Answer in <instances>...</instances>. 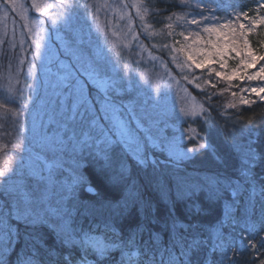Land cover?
Segmentation results:
<instances>
[{
	"label": "snow or ice",
	"instance_id": "snow-or-ice-1",
	"mask_svg": "<svg viewBox=\"0 0 264 264\" xmlns=\"http://www.w3.org/2000/svg\"><path fill=\"white\" fill-rule=\"evenodd\" d=\"M11 2L13 11H17L16 0H11ZM162 2L167 3V0H162ZM212 3H214V0H208L207 3H205V0H199L196 3V8L201 9L202 13H208V15L201 14L199 20L193 18L190 21H185L184 16L176 17L179 22L190 23L197 27L203 24L202 31L208 34L206 44L209 45L208 48H193L192 45H182L179 51L184 52L186 61L184 65L177 64L178 68L188 67L190 69L193 64L197 69L204 67V60L197 62L191 54L192 51L203 54L205 59H211L212 56H215L218 62L223 64L227 50L230 49L240 55L250 47L247 33L244 31L245 24H239V31L230 20L218 24L216 22L217 17L212 13L219 10V5L212 8L210 7ZM60 6L66 8L83 7L85 9L92 7L87 2L82 5L78 3L64 5L63 0H60ZM179 6L192 7L188 0H180ZM31 7L36 13L47 15L53 25L62 20L65 15L64 13L55 15L49 13V8L52 5L47 2L41 4L37 0H33ZM101 7L118 11L117 8L108 4L107 0L103 5L97 6V12ZM121 7L127 8V5L122 3ZM132 7L136 9L137 16L142 24L145 17L150 13L159 15L161 12L167 11V8L145 7L143 2L134 3ZM20 14L27 20L28 9L23 5L20 6ZM124 15H127V13H123L121 18ZM235 15L237 19L240 16H247L246 13H236ZM96 18L98 19V17ZM165 19H170V17ZM258 19L260 23L264 24V16ZM251 22L254 26L257 21L252 20ZM25 27H27V24H25ZM164 27L169 30L167 35L174 34L172 23H168ZM251 30L250 28L249 31ZM152 34L154 33L149 35ZM180 34L183 35V33ZM112 35L116 36L117 33L113 32ZM194 35L196 40L192 41L193 45L199 43L202 39L199 32ZM212 36H216L215 41L211 38ZM43 39L44 37L41 36L40 40ZM188 39L189 37L185 36V40ZM32 43L36 49V57L42 58L41 44L36 40H33ZM21 44H23V41H21ZM165 47L167 46L165 45ZM185 48L190 49V51L185 52ZM174 51L176 50L174 49ZM117 55L119 56V53ZM172 59L176 61L177 57L173 56ZM249 59H251V64L254 65L258 60H264V56L257 57L251 51L245 53L241 59V65L245 69L249 67V64L246 63ZM188 61H191V64H188ZM32 67L34 65L29 68L30 73ZM213 71H215L213 68H209L210 73ZM79 74L87 77L85 83L81 84L80 80L76 79L74 84V87L79 90L84 113L87 114L91 111L89 104L92 88H89V85H92L93 88H96L97 94L100 96L99 102L103 105L104 123H97L99 118L93 115L91 123L94 127L85 131L82 137H78L74 132L73 136L69 138V143L73 145L72 151L74 154V163L70 168L69 176L63 180L59 178V169L62 168V165H45L40 173L34 175L32 181L34 187H29L24 183L13 185L10 178L11 174H14V169L10 166L12 161L0 167V188L3 189L0 194L6 200L11 198L12 204L6 215L10 217L11 221H15V223L7 222L9 231L5 235L9 238L8 243H13V241L19 243L22 236L25 241L22 246L25 252L23 255H18L16 264H35L38 249L48 247L45 237L46 232L55 237L60 248L66 249L65 252L60 253L55 248H49L48 254L52 257L49 264H56L57 260H62L63 264H106V262L107 264H141V259H143V264H199L198 260H194L193 257L202 249L207 248L209 239H212V237H201L199 231L201 226L194 219L203 211L198 200L200 193H204L206 201L219 203L222 211L227 210L232 214L236 211H243L239 207V197L244 191L245 185L251 186L252 196L259 192L262 199H264V183H260L259 188L257 187L258 178L255 172L257 165L264 161V154L253 147L255 140L242 141L234 131L229 143L232 145L233 151L237 153L239 161L236 168L237 177L233 179L218 173L204 174L195 180L185 177H172L171 187L164 192L162 197L170 206L166 215L161 216L152 201L144 197L141 185L135 178L131 177L125 161L132 157L142 169L146 170L151 166L154 174L146 178L147 183L159 188L165 179L163 176L155 174L159 171L161 163L171 164L175 168H179L183 161L191 159L194 154L201 150H208L211 147L210 143H195L192 147L183 149L167 137L154 140L147 130L136 123L134 116L125 121L117 115L118 109L111 94L114 89H110L109 86L104 84L101 72L97 67L89 65ZM215 75L230 79L222 72H215ZM258 77L264 80V66L253 75L247 76V79L251 81ZM240 79H244V76H240ZM9 80H11V76H9ZM94 80L97 81L96 84L93 83ZM206 83L210 82L206 81ZM100 84H104L102 91L98 86ZM196 87L200 88V85H196ZM212 87H215V85H212ZM8 91L22 96V92L12 87H9ZM85 91L88 93L87 96H85ZM241 91L243 92L244 89H241ZM250 91L256 93L259 99L264 101V95H260V93H264V88H251ZM232 95L235 97L236 93H232ZM95 103L96 101H91L93 107ZM252 103L254 101L245 99L244 96L239 98L240 105H250ZM0 107H3V105H0ZM22 107H26V105ZM225 107L236 108L237 105L229 104ZM206 111L203 105L194 104L184 113V118L188 116L196 118ZM17 115L18 112L14 111L13 116ZM209 119L210 113L204 122L209 123ZM133 124H135V127H133ZM252 124L253 121L249 119L247 124L241 125L239 129L240 137H243L246 133L249 136L254 134V129L250 127ZM187 131L194 130L189 128ZM141 133H143V136H141ZM180 139L181 141H191L192 137L182 132ZM22 145L23 141H21V152L23 151ZM153 149L163 154L165 159L160 161ZM85 155L91 157L97 163V171L112 193L111 195H101L95 187L89 185L85 191L90 192L98 199L92 201H81L79 199V189L85 183L84 177L80 173V159L84 158ZM23 163V157L21 156V166ZM259 181H264V176L259 177ZM177 202H185L184 218L176 212ZM260 217L261 222L264 223V204L261 205ZM85 219L88 220L87 227L83 223ZM19 225L24 226L23 233H21ZM117 225H120L119 229ZM124 226H127L128 230L127 239L122 235ZM157 227L160 231H156ZM161 232L169 233L168 245L163 249L164 253L167 254L166 258L164 255H159V258H157L159 249L153 246L160 242ZM145 233L148 235V240L144 241L143 251H141L137 238L142 239ZM248 244L253 249L257 247V244L251 240L248 241ZM218 247V245L213 244L210 252L215 253ZM132 249H135V251ZM117 251L120 253L118 260L112 255ZM0 264H6L3 256H0ZM260 264H264V260H261Z\"/></svg>",
	"mask_w": 264,
	"mask_h": 264
},
{
	"label": "trees",
	"instance_id": "trees-1",
	"mask_svg": "<svg viewBox=\"0 0 264 264\" xmlns=\"http://www.w3.org/2000/svg\"><path fill=\"white\" fill-rule=\"evenodd\" d=\"M141 2H143L145 7L149 8H167V11H163L159 15L150 13L145 17L142 24L139 17L135 15L132 5L125 2L128 11L127 17L136 36L142 40L146 49L153 51L152 55L156 54L170 71L176 73L173 59L170 56V53L166 50L176 49L179 51L182 45H188L189 43H192L193 40H196V36L194 35L196 32H199L202 36L200 44L204 43L203 37L205 34L202 31L203 24L197 27L190 23L179 22L176 20V17L184 16L185 21H190L193 18L199 20L201 14L208 15V13H202L201 9L195 7L199 0H188V3L192 5V7L179 6L180 0H167V3L162 2V0H138L137 4ZM207 2L208 0H205V3ZM27 3L29 2L27 1ZM217 5H219V10L212 13L217 17L216 22L226 21L230 17L236 16V13H246V18H249L252 14L257 15L259 10L264 11V0H214V3L210 4V7L216 8ZM28 9L32 12L31 5L28 6ZM73 9L75 10L76 7ZM77 10L78 12L73 11L69 13V17L71 18V22L68 23L70 30L76 31V34L80 37L79 39L82 43H96L98 45L104 41V43L110 48V50L105 53L106 59L112 64H118L119 71L123 73L125 71L123 58L122 56L119 57L114 54V51H112V28H115L114 24L107 20L105 21L103 18L97 19L95 13H89V9L77 8ZM167 17H170V19H165ZM168 23L173 24L172 31L174 34L171 36L167 35L169 30L164 27V25ZM147 27H150L147 31H152L151 33L154 34L149 35L148 32L144 33V30ZM180 33H183V35ZM256 35L254 30L247 32V39L250 46L249 49L257 57L264 56V49L256 44V42L259 43L257 38H255ZM152 36H154L153 41L157 39L161 40V47H158L160 42H155L154 48L152 49ZM185 36H188L189 39L185 40ZM136 42L133 40L130 47L134 49ZM165 45L167 47H165ZM17 49L18 47L16 46L9 50L5 41L0 45V105H3V107H0V112H7V109L11 104L18 107L17 103H12L8 100L4 85L7 83L6 72H8V70L10 71V74H12V77L16 75L18 79L20 78L21 68L16 69L15 60ZM86 50L89 51V49ZM242 55L243 52L239 55L237 62L236 58L234 61L231 59L228 60V67H230L229 73L240 66ZM86 56L92 57L94 55L89 52ZM11 63L12 66H9ZM261 63L264 64V60H258L255 65L257 66ZM133 65V61H128V67L132 72ZM213 67L214 70L217 68V66L214 65ZM193 72L195 73L193 75V78L195 79L194 84L183 80H181V84H183L189 94L197 100L200 105H203V108L207 111L201 113L199 117H196V120H194L195 122H192V129L194 130V133H192L193 140L186 141L185 145L190 148L195 143L209 142L211 147L206 151L201 150L194 154L191 159L183 161L179 168H175L174 165L171 164L161 163L159 171L155 174L163 176L165 179L159 188L147 183L146 178L151 177L154 174L151 166L146 170L142 169L136 164L133 158H130L125 162L129 165L128 169L131 177L135 178L141 185L144 197L152 201L158 214L161 216L166 215L170 206L162 197L164 192L171 187L172 177H185L195 180L208 173L224 174L233 179L237 177L236 168L239 161L237 153L233 151L232 145L229 143L234 131L237 137L242 141H247L249 139L255 140L253 147L257 148L260 153L264 154V101H261L259 96L255 94L241 91V89L247 88L248 85L255 83V81L246 80L247 75L241 74V70H239L240 75L237 77L229 76L226 72L220 71L226 74L227 77H230V79L217 77L215 75L216 71L210 73L209 68L207 67H202L200 69L194 67ZM240 76H244V79H240ZM146 78L149 82L153 83L150 73H146ZM206 81L210 83H206ZM17 82L19 83V81ZM196 85H200V88H197ZM212 85H215V87H212ZM157 87L159 88V84ZM232 93H236V96L233 97ZM240 96H244L245 99L254 101V103L250 105H240ZM229 104H236L237 107L226 108L225 106ZM20 113L22 115V112ZM209 113V123H205V118ZM9 115H11V113ZM172 119H175V117L172 116ZM249 119L253 121V124L250 127L254 129V134L249 136L246 133L243 137H240L239 129L241 125L247 124ZM237 121L239 122L237 123ZM179 128L182 129L181 126ZM14 131H16V134L19 136H15V140L11 138ZM0 138L2 139V141H0V167L6 165L9 161H12L10 166H15L14 170H16L19 157L27 155V151H25L24 148L22 152L20 151L21 139L23 140L22 147L29 139L22 134V131L12 124L7 117H0ZM153 151L159 157L160 161L165 159V156L159 151L156 149H153ZM7 153L8 155H6ZM81 162L80 173L84 177L85 183L82 184L79 189V199L81 201L98 199V197L93 196L90 192L85 191L89 185L95 187L101 195H111L112 193L106 187L97 171V163L91 157H87L86 155L81 159ZM66 164L69 168L72 167L71 163ZM255 172L258 178L257 187L259 188L260 183H264V181H259V177L264 176V161L257 165ZM19 176H21L23 180L15 179L13 185L16 183H24L29 187L35 186L32 182L34 178H29L24 170H21ZM2 192L3 189L0 188V193ZM225 195L227 196L228 194L226 193ZM239 199V207L243 211H236L232 214L227 210L222 211L219 203L206 201L204 193H200L198 200L203 211L201 214L195 216L194 219L198 221L201 226L199 229L201 237H212V239H209L207 248L202 249L193 257L194 260H198L199 264H260V261L264 260V223L261 222L260 217V209L261 205L264 204V199H262L259 192H257L255 196H252L250 185H245V189L242 191ZM11 204V198L6 200V198L0 194V256L5 258L6 264H16L18 255H23L25 252L22 247L25 243L23 236L19 243H15L14 241L13 243H8L9 238L5 235V233L9 231L7 222L15 223V221H11L10 217L6 215ZM176 212L184 218L185 202L176 203ZM83 223L85 227L88 226L87 219H85ZM19 227L21 233H23L24 226L19 225ZM117 228L119 229L120 225H117ZM156 231H160V229L157 227ZM122 235L125 239L128 238L127 226H124ZM45 237L48 247H40L38 249L35 264H49V261L52 260V257L48 254L49 248H55L60 253L66 251V249L59 247L58 242L51 233L46 232ZM147 240V233L144 234L142 239L137 238V243L140 245L141 251H143L144 241ZM249 240L257 244L255 249L251 248L248 244ZM168 242L169 233L161 232L160 242L153 245L159 249L157 258H159V255H164L165 258L167 257V254L164 253L163 249L168 245ZM213 244L219 246L215 253L210 252ZM133 250L135 251V249ZM112 255L118 260L120 253L117 251ZM56 264H63V261L57 260ZM141 264H143V259H141Z\"/></svg>",
	"mask_w": 264,
	"mask_h": 264
},
{
	"label": "rangeland",
	"instance_id": "rangeland-1",
	"mask_svg": "<svg viewBox=\"0 0 264 264\" xmlns=\"http://www.w3.org/2000/svg\"><path fill=\"white\" fill-rule=\"evenodd\" d=\"M32 2L33 0H16L18 10L13 11L11 0H0V45L5 41L9 50L13 47H18L15 59L16 69L21 68L19 79L16 75L12 77L8 70L6 72L7 83L4 84L8 100L12 103H17L18 107L11 104L7 112H0V117L9 118L12 124L17 126L22 131V134L29 139L23 146L25 151H27V155H22L23 165L21 166L19 157L17 169L10 176L12 184H14L15 179H22L19 176L21 170H24L29 178H34V175L40 173V170L45 165H62V168L59 169V178L61 180L65 179L70 174V168L66 163H71L72 166L74 163L73 145L69 143V138L73 136L74 132L78 137H82L85 131L94 127L91 123L93 115L99 118L97 123H104L103 105L99 102L100 96L97 94L96 88L89 85V88H92L89 104L91 111L85 114L81 106L79 90L74 87L76 79H79L81 84L86 82L87 77L79 73L83 72L84 68L89 65L97 67L101 72L104 84L109 86L110 89H114L111 94L114 97L119 117L127 121L134 116L136 123L147 130L154 140L167 137L179 147L183 149L189 148L185 145L186 141L189 140L181 141L180 136L182 132L190 137L193 136L192 133L194 132L187 130L189 128L192 129V122L196 118L191 116L184 118V113L194 104H200L181 84V80L188 83L191 81L194 84L193 75L195 73L193 68L195 66L193 64L190 69L188 67L178 68L177 64H185L186 56L184 52L176 49V51L167 49L166 51L170 53L171 57H177L176 61H173L174 69L176 70V73H173L156 54L152 55L153 51L145 48L144 43L136 36L130 24L127 17V9L121 7L122 3L128 2L133 5L134 3L137 4L138 0H107V3L117 8L118 11L101 7L99 12H97L96 8L98 5H103L105 0H87L89 4H92L89 9L90 14L95 13L98 18H103L115 26V28L110 27L113 29L112 33H117L116 36H113L112 51L116 55L119 53V57L122 56L125 69L123 73L119 71L118 64H112L106 59L105 53L110 48L104 41L98 45L96 43H82L76 31L70 30L68 25L71 22L69 13L78 12L77 8L81 9L83 7H76L74 10V7L66 8L60 6V0H37L38 3L47 2L52 5L49 8V13L53 15L65 14L62 20L53 25L47 15L36 13L32 7V12L28 9ZM63 2L64 5L76 3L82 5L86 0H63ZM21 5L28 9L27 20L20 14ZM123 13H127V15L121 18ZM134 13L137 16L135 8ZM257 13V15L252 14L249 18L240 16L237 19L236 16H233L226 21L217 23H226L230 20L237 31H239V24L244 23V31L247 33L250 28L254 30L255 35L257 34L255 38L259 41L256 44L264 49V24L260 23L258 19L264 16V11L259 10ZM252 20L257 21L254 26L251 22ZM25 24H27V27H25ZM149 29L150 27H147L144 33L148 32L150 34L152 31H147ZM41 36L44 37L43 40H40ZM200 37H202L201 34ZM153 38L154 36L151 38L152 49L155 42H160L158 47H161V40L153 41ZM211 38L214 41L216 40V36ZM207 39L208 34L205 33L203 37L204 43L200 44L199 42L195 45L189 43L188 45H192L193 48H208ZM33 40L41 44L40 52L43 54L42 58L36 57ZM133 40L135 42L137 40L134 49L130 47ZM21 41H23V44H21ZM86 49H89V51ZM189 51L190 49L185 48V52ZM248 51L251 50L249 48L244 50L241 59ZM89 52L94 56H86ZM191 54L197 62L204 60V67L214 69V65L217 66L216 72L224 71L227 75L234 77L240 75L239 70L242 71L241 74L249 76L258 72L264 66L262 63L257 66L253 65L251 64V59H249L246 61L249 64L247 69L240 63L236 70L229 73L228 60L234 61L236 58L237 62L239 59V55L230 49L226 51L223 64L218 62L215 56H212L211 59H205L201 53L192 51ZM128 61L134 62L133 72L128 67ZM187 63L191 64V61ZM32 65L34 67H32L30 73L29 68ZM9 66H12V63ZM146 73H150L153 83L147 80ZM9 76H11V80H9ZM253 81L255 83H251L247 88H244V92L257 95L252 93L250 89L264 88V80L258 77ZM93 83L96 84L97 81L94 80ZM104 84L98 85L101 91ZM158 84L159 88L157 87ZM9 87L22 92V96L9 92ZM87 95L88 93L85 91V96ZM260 95H264V93H260ZM91 101H96L94 107L91 105ZM23 105H26V107H22ZM182 109L184 110L183 112L181 111ZM14 111L18 112L17 116H13ZM20 112H22V115ZM172 116L175 119H172ZM180 126L182 129L179 128ZM133 127H135V124H133ZM15 136L19 137L16 131H14L11 138L15 140ZM141 136H143V133H141ZM21 141L23 140L21 139ZM130 158L132 157L127 160ZM81 159L80 163L82 164ZM44 174L46 175V173Z\"/></svg>",
	"mask_w": 264,
	"mask_h": 264
}]
</instances>
